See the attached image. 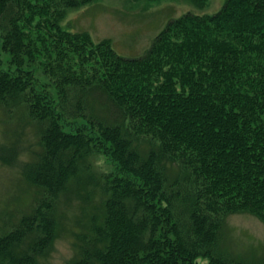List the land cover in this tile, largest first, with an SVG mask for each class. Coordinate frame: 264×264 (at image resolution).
<instances>
[{
  "label": "trees",
  "instance_id": "trees-1",
  "mask_svg": "<svg viewBox=\"0 0 264 264\" xmlns=\"http://www.w3.org/2000/svg\"><path fill=\"white\" fill-rule=\"evenodd\" d=\"M92 1L0 0V163L17 161L15 136L35 139L21 166L33 200L0 211V264H46L66 194L85 222L64 264H264V248H222L229 214L264 225V0L175 17L136 58L61 28ZM50 51L41 83L31 65ZM98 155L113 169L93 172Z\"/></svg>",
  "mask_w": 264,
  "mask_h": 264
},
{
  "label": "rangeland",
  "instance_id": "rangeland-1",
  "mask_svg": "<svg viewBox=\"0 0 264 264\" xmlns=\"http://www.w3.org/2000/svg\"><path fill=\"white\" fill-rule=\"evenodd\" d=\"M222 3L223 0H206L204 5L198 6L192 0H94L81 7L68 9L59 25L71 32H88L94 42L108 38L118 55L136 58L143 55L169 20L187 12L213 14ZM54 57L55 53L52 51L41 53L31 65L38 82L49 81L43 68ZM9 58L0 49L2 68L8 67ZM5 126L0 120V142L9 134V131H5ZM15 138L20 139L21 145L24 144L23 147L19 146L17 161L8 165L0 163V211L12 218L33 200L32 190L21 176V166L28 158L26 147L29 144L33 146L35 139L28 130ZM111 169L113 165L103 156L94 158L93 172L100 174ZM82 204L78 198L69 194L62 195L60 209L64 213L63 225L66 231L55 240L51 253L45 260L46 264H64L73 256L74 234L84 231L85 213L81 210ZM225 233L226 240L222 242V248L230 255L252 257L263 254L264 225L255 216L244 212L229 214L226 217Z\"/></svg>",
  "mask_w": 264,
  "mask_h": 264
}]
</instances>
